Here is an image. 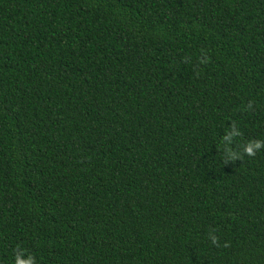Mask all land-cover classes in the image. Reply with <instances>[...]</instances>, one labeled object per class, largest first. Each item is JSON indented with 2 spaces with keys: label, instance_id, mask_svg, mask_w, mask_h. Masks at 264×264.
<instances>
[{
  "label": "trees",
  "instance_id": "trees-1",
  "mask_svg": "<svg viewBox=\"0 0 264 264\" xmlns=\"http://www.w3.org/2000/svg\"><path fill=\"white\" fill-rule=\"evenodd\" d=\"M18 258L264 264V0H0Z\"/></svg>",
  "mask_w": 264,
  "mask_h": 264
},
{
  "label": "clouds",
  "instance_id": "clouds-1",
  "mask_svg": "<svg viewBox=\"0 0 264 264\" xmlns=\"http://www.w3.org/2000/svg\"><path fill=\"white\" fill-rule=\"evenodd\" d=\"M261 145H260V142H257L256 143V147L259 148ZM250 155H254V152H249ZM213 242H215V238H213ZM16 264H21V262L19 261V258L17 259V262ZM24 264H29V262H24Z\"/></svg>",
  "mask_w": 264,
  "mask_h": 264
}]
</instances>
